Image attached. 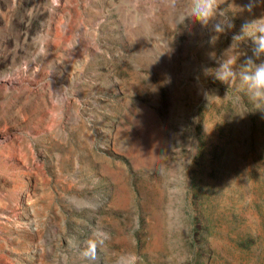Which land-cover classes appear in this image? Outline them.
<instances>
[{
    "label": "rangeland",
    "instance_id": "rangeland-1",
    "mask_svg": "<svg viewBox=\"0 0 264 264\" xmlns=\"http://www.w3.org/2000/svg\"><path fill=\"white\" fill-rule=\"evenodd\" d=\"M218 9L0 0V264H264V104L209 71L243 70L264 0Z\"/></svg>",
    "mask_w": 264,
    "mask_h": 264
},
{
    "label": "clouds",
    "instance_id": "clouds-1",
    "mask_svg": "<svg viewBox=\"0 0 264 264\" xmlns=\"http://www.w3.org/2000/svg\"><path fill=\"white\" fill-rule=\"evenodd\" d=\"M53 3L55 4L56 0H53ZM219 4L220 0H182V2L172 0V6L177 8L181 21L196 20L207 25L210 20H217L214 25L217 32L220 28L224 30V25H221L217 19L220 13ZM251 9L252 5L249 3L244 5L241 10L251 11ZM242 33L246 34L252 42V55L243 62V70H237L235 67L236 58L230 57L226 61H220L219 67L215 68V71H209L217 80L225 84L239 80L241 89L246 90L254 103L264 104V59H261L264 56V17L246 23ZM257 61L259 62L257 63ZM108 240H110V234L103 228H96L85 241V247L81 252L82 257L95 261L98 248L103 247ZM113 264H140V258L134 252H121L115 255Z\"/></svg>",
    "mask_w": 264,
    "mask_h": 264
},
{
    "label": "bare ground",
    "instance_id": "bare-ground-1",
    "mask_svg": "<svg viewBox=\"0 0 264 264\" xmlns=\"http://www.w3.org/2000/svg\"><path fill=\"white\" fill-rule=\"evenodd\" d=\"M51 2L53 3V0H51ZM58 2V0H56V3ZM28 65H31V64H28ZM24 66H26V65H24ZM28 67V66H27ZM26 67V68H27ZM17 68H20V67H17ZM33 68V67H32ZM35 69V68H34ZM37 69V68H36ZM18 71V70H17ZM31 71V70H30ZM19 72V71H18ZM26 71H25V69L24 68H21V70H20V72L18 73V75H17V77L20 75V74H23L24 75V73H25ZM39 72V71H38ZM13 75H15V74H13ZM8 76V75H7ZM58 77V76H57ZM3 78H4V76H3ZM31 80H32V78H31ZM23 81V80H22ZM30 81V80H29ZM18 82H19V78H16L15 76H13V77H9V78H4V79H2V81L0 82L1 84L3 83V85H5V87L7 88H9V89H15L17 86H18ZM20 83V82H19ZM1 88H2V86H1ZM4 88V87H3ZM2 88V89H3ZM7 90V89H6ZM57 98V97H56ZM59 98V97H58Z\"/></svg>",
    "mask_w": 264,
    "mask_h": 264
}]
</instances>
